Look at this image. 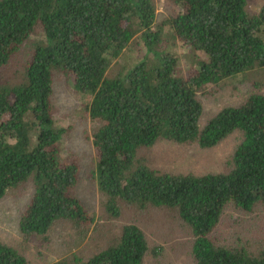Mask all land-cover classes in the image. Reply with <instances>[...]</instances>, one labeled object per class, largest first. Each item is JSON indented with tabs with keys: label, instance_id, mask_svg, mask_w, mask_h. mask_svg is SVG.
I'll use <instances>...</instances> for the list:
<instances>
[{
	"label": "trees",
	"instance_id": "16d2710c",
	"mask_svg": "<svg viewBox=\"0 0 264 264\" xmlns=\"http://www.w3.org/2000/svg\"><path fill=\"white\" fill-rule=\"evenodd\" d=\"M174 1L177 10L155 24L153 0H0V197L30 182L17 217L24 237L45 233L55 220L92 221L71 193L78 164L58 153L64 128L53 124L50 97L60 71L89 95L93 170L111 215L117 200L175 207L192 234L193 264H264V246L250 251L208 235L227 201L246 210L264 203V0L251 13L246 0ZM136 33L143 54L107 74ZM175 43L185 48V67L169 49ZM250 71L258 73L250 80L255 90L200 123L199 95L208 85ZM233 131L240 138L226 170L171 172L147 160V147L158 140L211 147ZM107 236L86 258L72 252L47 264H161L143 261L138 224L123 223ZM0 264L27 261L0 241Z\"/></svg>",
	"mask_w": 264,
	"mask_h": 264
},
{
	"label": "rangeland",
	"instance_id": "374dc122",
	"mask_svg": "<svg viewBox=\"0 0 264 264\" xmlns=\"http://www.w3.org/2000/svg\"><path fill=\"white\" fill-rule=\"evenodd\" d=\"M262 1L246 0L248 12L256 11ZM153 2L155 24L160 23L178 8L174 0ZM169 49L177 53L181 66L185 67L184 46L175 43L169 46ZM27 51L29 52L27 47L21 48L18 54L13 56L12 66L19 65ZM143 52L144 47L136 33L111 59L106 73L124 70ZM245 75L246 78L236 74L217 85H208L199 95L202 104L200 123L220 106L238 103L248 91L255 90L250 80L258 76V73L250 71ZM258 90L264 93V82ZM50 98L53 124L64 128L58 141L59 156L67 155L78 164L77 179L71 193L91 214L92 221L83 227L69 220H55L45 233L24 237L18 230L17 217L31 185L30 182H23L13 189H8L0 197V241L15 246L25 256L27 264H47L72 252L86 258L104 245L111 231L123 223L134 222L142 228L145 236L144 262L193 264L192 234L175 207L139 208L123 200H117L116 215H111L112 213L105 209L104 195L97 188L93 170L94 155L90 133L94 122L87 111L89 95L74 90L71 82L60 71H54ZM239 138V132L233 131L211 147H199L194 142L161 139L147 147L145 152L148 162L162 170L192 173L221 171L228 168L231 150ZM208 235L217 244L230 247L244 246L250 251L261 248L264 246V203H255L246 210L227 201Z\"/></svg>",
	"mask_w": 264,
	"mask_h": 264
}]
</instances>
